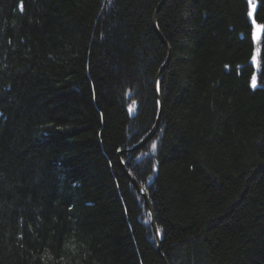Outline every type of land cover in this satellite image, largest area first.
<instances>
[{"label":"trees","instance_id":"trees-1","mask_svg":"<svg viewBox=\"0 0 264 264\" xmlns=\"http://www.w3.org/2000/svg\"><path fill=\"white\" fill-rule=\"evenodd\" d=\"M161 1L0 0V264H264V0L157 14L122 159L160 251L120 165Z\"/></svg>","mask_w":264,"mask_h":264},{"label":"water","instance_id":"water-1","mask_svg":"<svg viewBox=\"0 0 264 264\" xmlns=\"http://www.w3.org/2000/svg\"><path fill=\"white\" fill-rule=\"evenodd\" d=\"M166 0H162L156 7V10H155V15H154V26H155V29H156V32L158 34V36L160 37V39L164 42V44L166 45L167 47V50H168V54H167V57L166 59L164 60L163 64L160 66L158 72H157V75L155 77V89H156V92H157V96H158V100H159V104H160V108H159V112H158V116H157V120H156V123L155 125L153 126V128L151 129V131L141 140L139 141L138 143L134 144L133 146L131 147H128L126 149H123L121 151H119L118 153V156H119V160H120V165L121 167L123 168L125 174L127 175V177L130 179V181L132 182V184L137 188L138 192L143 195V197L145 198L146 200V203L149 207V212L151 214V223L153 225V228L155 230V233L158 237V240H159V244H158V250L160 251L161 248H160V245H161V242H162V239H161V235H160V231L156 225V218H155V213H154V208L152 206V203L150 201V198L145 190V188L136 180V178L127 170L126 166H125V163L123 162V154L126 153V152H131V151H135V150H138V149H141L143 148L150 140L151 138L157 133L158 129H159V126H160V122H161V115H162V96H161V92H160V75L161 73L167 68V66L169 65L170 63V60H171V46L169 45V43L166 41L165 37L163 36V34L161 33L159 27H158V24H157V14L161 8V5L165 2ZM251 2H255V0H249ZM259 32V35L261 33V28H259L258 30ZM259 40V39H258ZM166 264H169L167 260H165Z\"/></svg>","mask_w":264,"mask_h":264},{"label":"snow or ice","instance_id":"snow-or-ice-1","mask_svg":"<svg viewBox=\"0 0 264 264\" xmlns=\"http://www.w3.org/2000/svg\"><path fill=\"white\" fill-rule=\"evenodd\" d=\"M151 147H152L153 149H155V148H156V145H155V144H152Z\"/></svg>","mask_w":264,"mask_h":264}]
</instances>
